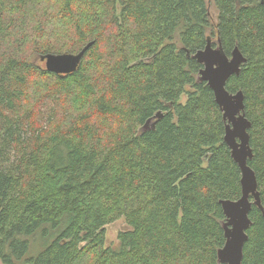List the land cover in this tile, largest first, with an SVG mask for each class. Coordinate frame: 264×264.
Segmentation results:
<instances>
[{
	"label": "trees",
	"instance_id": "obj_1",
	"mask_svg": "<svg viewBox=\"0 0 264 264\" xmlns=\"http://www.w3.org/2000/svg\"><path fill=\"white\" fill-rule=\"evenodd\" d=\"M214 5L215 22L206 0H0L2 264H219V200L240 197V171L193 54L209 36L247 59L226 89L244 93L264 207V0ZM92 40L72 74L38 59ZM61 114L75 125L59 131ZM119 217L130 229L106 246ZM249 217L242 264H264V218Z\"/></svg>",
	"mask_w": 264,
	"mask_h": 264
},
{
	"label": "water",
	"instance_id": "obj_2",
	"mask_svg": "<svg viewBox=\"0 0 264 264\" xmlns=\"http://www.w3.org/2000/svg\"><path fill=\"white\" fill-rule=\"evenodd\" d=\"M93 44V40L87 42L77 53H45L38 59L44 62L45 69L51 73L62 76L72 74L78 70L82 58ZM193 57L201 65L198 71L199 80L206 82L213 92L214 101L224 122L223 142L240 171V197L237 200H219L225 217L222 222L225 241L217 250V262L242 264L243 248L248 239L247 230L252 225L249 217L252 207H257L264 218L256 175L248 164L253 158V150L248 132L251 123L245 116L244 93L242 90L231 93L226 89L228 79L240 73L241 66L247 59L238 46H234L230 55H227L219 44L213 47L209 36L205 46L198 49ZM162 115V111L156 112L139 131L154 128L155 120L160 119Z\"/></svg>",
	"mask_w": 264,
	"mask_h": 264
},
{
	"label": "rangeland",
	"instance_id": "obj_3",
	"mask_svg": "<svg viewBox=\"0 0 264 264\" xmlns=\"http://www.w3.org/2000/svg\"><path fill=\"white\" fill-rule=\"evenodd\" d=\"M207 1V4H208V9H209V14L211 15V19L213 22L216 21V18H217V9L214 5V0H206ZM211 41H213L211 39ZM214 46H217V44L215 43ZM80 50V49H79ZM79 50H75L73 51L72 53H77ZM77 51V52H76ZM70 53V52H69ZM43 63V62H42ZM44 65V63H43ZM38 79L35 75H31L29 76V80H30V86H33V83L35 82V80ZM187 89H189L187 87ZM186 100V96L183 94L181 96V99H180V102L184 103ZM26 108L23 107V110ZM46 108H42V110H45ZM38 113V112H37ZM61 113V112H60ZM41 114V112H40ZM65 115L61 114L58 122H55L54 124L57 125V129L59 131H64L66 130L67 128L69 127H73L75 124H74V121L73 120H69L67 117H63ZM39 116H34V118L37 120ZM41 117V115H40ZM39 123L38 126V131H42V130H45V133H49V127H48V123H47V117L46 116H42V118L38 121ZM55 127L52 126L51 127V130L54 131ZM127 229H130L129 225L126 223L124 217H119L111 222H109L108 224H106V226L104 227V238H105V245L106 246H111L113 248H117V244H118V240H117V236H118V233L120 231H124V230H127ZM32 240H31V247H39L40 246V242H38L40 240L39 236L38 235H35L34 237H31ZM33 249H31V251H33ZM30 254V253H29ZM0 264H2L0 262ZM16 264H28L22 260H20V262H17Z\"/></svg>",
	"mask_w": 264,
	"mask_h": 264
},
{
	"label": "bare ground",
	"instance_id": "obj_4",
	"mask_svg": "<svg viewBox=\"0 0 264 264\" xmlns=\"http://www.w3.org/2000/svg\"><path fill=\"white\" fill-rule=\"evenodd\" d=\"M216 47V46H215ZM41 62V61H40ZM44 63V62H43ZM45 66V65H44Z\"/></svg>",
	"mask_w": 264,
	"mask_h": 264
}]
</instances>
